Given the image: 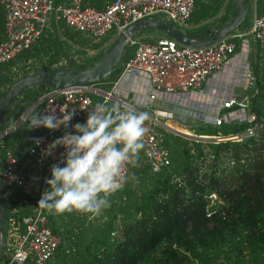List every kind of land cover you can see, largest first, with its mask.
I'll list each match as a JSON object with an SVG mask.
<instances>
[{
	"label": "trees",
	"instance_id": "obj_1",
	"mask_svg": "<svg viewBox=\"0 0 264 264\" xmlns=\"http://www.w3.org/2000/svg\"><path fill=\"white\" fill-rule=\"evenodd\" d=\"M105 1L81 3L100 7ZM1 34L0 20V38ZM51 44L45 30L17 59L27 60ZM132 50V46L124 48L123 61ZM15 62L0 64V83L5 78L2 71ZM253 64L257 79L246 98V109L254 114L251 121L197 122L190 126L193 138L175 132L164 135L169 163L158 172L142 168L129 174L124 187L108 197L110 206L95 222L84 223L82 217L66 212L59 216L57 228L48 213V225L59 235V243L44 264H219L221 260L243 264L263 260L264 53H255ZM45 89L44 85L27 88L15 105L35 102ZM2 116L3 123H9L16 112L8 107ZM248 126L253 133L239 139L213 137L241 133ZM20 133L23 138L27 130L20 129ZM210 191L221 202L206 215L205 194Z\"/></svg>",
	"mask_w": 264,
	"mask_h": 264
},
{
	"label": "built area",
	"instance_id": "obj_2",
	"mask_svg": "<svg viewBox=\"0 0 264 264\" xmlns=\"http://www.w3.org/2000/svg\"><path fill=\"white\" fill-rule=\"evenodd\" d=\"M193 5L194 0H109L102 7L85 5L80 0H68L64 4H54L53 0H0L3 10L0 64L8 62L30 47L43 31L48 30L51 19H61L69 29L88 35L92 39H98L112 30L122 31L130 23L140 19L162 17L171 21L174 26L180 25L189 19ZM247 35L256 41L259 52L264 53V13L253 15L248 28L227 33L203 45L185 44L169 36L155 37L148 42L133 35L126 41V46H133L132 54L122 62L120 73L144 74L150 86L147 97L151 101L158 98L159 92L174 94L193 91L198 89L210 75L221 70L224 63L235 53L233 38H240V43L243 45ZM94 95L98 96L99 100H93ZM246 98L247 96H242L237 100L229 95L223 99L221 106L231 109L211 114L210 121L214 125H219L222 121H251L254 114L247 111ZM107 103L115 112L143 113L125 98L115 96L113 86L103 90L99 89L95 82H75L59 88L46 87L34 103V114L37 112L46 115L54 112L59 117L63 115L62 111L66 110L74 111L75 115L69 122L68 128L62 125L56 130L42 126L33 129L26 154L44 162L42 173L40 175L27 173L13 150L3 149L0 168L1 185H26L31 181L39 183L36 186L38 192L36 206L30 213L19 216L18 221L22 229L10 249L9 256L2 264H44L53 255L59 243V236L47 225L45 212L38 201L45 190V180L51 172L50 166L61 160V154L65 149L63 146H58L50 155H44L43 150L65 132L73 133L74 129L71 126L77 122L84 123L92 108ZM151 109L155 114L162 116L161 112L167 111L154 105H151ZM26 117V113H21L15 122L0 130V136L15 129L18 123L25 121ZM153 124L154 120L147 116L144 122L146 132L142 138L143 148L140 152L148 170L158 172L169 163V151L165 144V136L155 130ZM44 130L48 132L45 133ZM253 131V127L248 126L241 133L213 137L239 139L252 134ZM40 137L43 138L41 142L35 143V138ZM127 170L128 165L125 166L126 174ZM205 196L206 215H209L221 200L214 191L206 193ZM243 264H264V259L247 260Z\"/></svg>",
	"mask_w": 264,
	"mask_h": 264
},
{
	"label": "crops",
	"instance_id": "obj_3",
	"mask_svg": "<svg viewBox=\"0 0 264 264\" xmlns=\"http://www.w3.org/2000/svg\"><path fill=\"white\" fill-rule=\"evenodd\" d=\"M108 1L109 0L102 3L100 7H102ZM195 1H196V4H195ZM53 2H54V4H64V3H67L68 0H53ZM253 2H254V7H252L249 22L245 21V19H244V22L246 23V28H248L250 26L253 15L264 13V0H262L260 2L253 0ZM246 3L248 4V10H247V13H248V11L250 10L249 6L251 4V1L246 0ZM85 5H88V4H85ZM203 6H205L207 9H204ZM232 8H233L232 0H194L193 10H192L191 14L194 13L195 18H193V16L191 17V14H190L189 19L187 21H185L184 23H186V25H187V22L190 21L192 23L195 31L199 30V25L203 24V22L206 24L202 25V29L205 26L206 27H217L219 23H221L223 20H225L230 15V11L232 10ZM247 13H246V16H247ZM246 16H245V18H246ZM0 20H1V27H2V34H1V38H2V36H3V10L1 8V6H0ZM61 22H62V20H60L58 18L56 20H53V19L50 20V25H49V28L47 30V32H48V34L52 40V44L50 45V48L52 47L53 44L58 43V41H57L58 39L56 40V38L54 37V35L57 31L62 32V33H60V35H61V37L59 39L60 42L62 39H64V41H66L67 43L70 40V41L75 43V46L77 44H81V46L84 47L85 44H87L86 47L88 48L90 46V49H94V48L97 49L101 46L100 40L102 37L98 38V39H92L88 35H85L81 32L69 29L67 26L64 25L63 22L62 23ZM180 25H175V26L177 28H179L181 31H183L184 33L191 35L195 40H199L203 36H205L204 31H203L204 34H198V33L197 34H191L187 31H185L184 28H182ZM62 28H64L65 31H68L70 33V35L67 36L64 33V30ZM242 29H244V28L238 27L231 32H239ZM76 32H78V33H76ZM110 32L112 33V35L111 36L107 35L109 38L110 37L113 38L114 35L116 36L118 34V32H116L114 30H112ZM146 32H147L146 35L141 36V35L135 34V36L140 37V38H142L148 42L153 40L155 37L162 36V35H160L162 33V31H160L156 28H153L150 31H146ZM195 35H197V36H195ZM163 36H168V35H166L164 33ZM103 37H105V35ZM237 39H238V47H236V48L234 47L235 53L224 63L223 68L221 70L215 72L214 74L210 75L206 79V81L198 89L193 90V91H186V92L174 93V94L173 93L159 92L157 94L158 98H155L154 100L151 101L147 97V93L150 91V86H149L148 81L146 79V76L144 74H142V73H134V74L120 73V71L116 74H113V76L109 75V76H107L101 80H98L95 84L99 89H103V90H108V89H110L111 86H113V93L115 96L125 98L136 109H139L140 111L145 113L148 117H151L154 120V124H155V121L157 120L156 118L158 116H161V115L155 114L151 109V105L152 106L154 105L155 107L163 108L166 110L168 109V111L170 109L171 113H173L176 111V108L182 109L184 107H189L190 105H195V104L199 105L201 102L207 101L208 98H213V95H215L216 93H218V95H220L221 93H223V91H225L224 93H226L227 95L221 96L222 98L219 97V99H217L215 102L216 105L214 106V108L216 107L217 111H225V110L229 111L231 108H229V107L225 108V107L221 106L222 105L221 100L225 99L229 95H234L237 98H240L242 96H247L249 94V92H251L253 90L254 81H253L252 88L248 87V89H247V87H246V76L248 75V72H250L252 75L250 64H251V61H253V59H254L255 53L261 54V52H259V49L257 47L256 41L254 39H252V37H250V35H248L246 37L245 43L243 45H241L242 44V43H240L241 39L238 37L233 38L234 43H235V40L237 42ZM58 44L61 45V43H58ZM62 47H63V45H62ZM86 47H85V49H86ZM63 50H64V48H63ZM48 51H49V49L45 50V51H41L38 54H40L42 52H48ZM123 52H124V50H123ZM38 54H36V55H38ZM36 55L29 57L27 60H18L17 59L18 55H17L14 58L16 62L13 65L16 66V65L26 64L30 58H32ZM122 55H123V53H122ZM93 58H91V59H93ZM67 61L69 62L68 64L60 65V66L54 65L53 63L48 65V66L38 65L35 68H30V70H27V71L23 72L22 74L32 72L39 67H43L45 69H51V68H55V67H66L72 63H74L76 65L78 64V63H75V61H73V59H71V57L69 58V56L67 58ZM122 62H123V59L121 56V65H122ZM121 65H120V67H121ZM6 69L2 71V74L4 75V77L7 76V73L5 72ZM22 74H18V73L15 74L14 77L12 78V80L21 76ZM5 83L8 84V82H6V81L3 83H0V84H5ZM35 86H37V85H33V86H30L27 88H35ZM26 89L24 91H26ZM24 91H22V93H20L14 101L10 102L9 107L15 108L14 109V112H16L15 118L12 121H10L9 123L4 124L3 123L4 122L3 121L4 115H3L2 118L0 119V130H2L5 127L4 125L8 126L12 122L16 121L18 116L21 113H26L27 119H30V117L32 115H34V112H35L34 103L35 102L28 104V105H25V106L23 104L15 105L17 103V101L22 97ZM92 99L97 101V100H99V97L94 95V96H92ZM148 104H149V106H148ZM22 106H23V108L20 111H18V108H20ZM106 106L109 108V103H107ZM143 107L147 108L148 111L144 112L142 110ZM29 108H31L30 111H29ZM211 112H206L207 114L204 113L205 114L204 120L203 119H195V120L190 121L186 117L184 119H180V117H182L180 115H177L174 120H172V119L171 120L174 122L177 121L179 124L186 125L187 127L186 126H184V127L189 129V131H192L190 126L197 123V122L213 124L209 119L210 115L212 114ZM28 116H29V118H28ZM179 120H182L183 122H179ZM27 121H29V120L18 123V125L15 129L9 130L7 133H4L3 135L0 136V168L2 165L3 149L4 148H11L13 150V152L15 153V155L17 156L19 163L23 166V168L25 169V171L27 173L34 174V175H40L44 169V162L37 161L34 158H32L26 154V147L30 144L31 138L33 135V131H34L33 129H28V122ZM25 122H27V123H25ZM183 123H186V124H183ZM154 124H153V127H154ZM20 129L27 130V135L23 138H21L22 134L20 133ZM44 132L47 133L48 131L46 132V130H44ZM186 133H188V132H186ZM138 156L142 158L141 152H139ZM142 160H143V158H142ZM62 166H63V164L61 165V167ZM128 166H129V164H128ZM145 168L148 170V168L146 166H145ZM49 178H51V172H49V174H48V179ZM38 183L39 182H37V181H31V182H28V184H26V185H12V184L2 185V188H3L2 192L4 195V204L3 205L5 208V215H4V217H5V219H4L5 250H4L3 256L1 257V264L9 256L10 249L12 248L13 244L16 242L17 235H18L19 231L22 229V225L18 221L19 216L30 213L34 209V207L36 206L37 196H38L36 186L38 185ZM47 187H48V185L45 184V189ZM43 210H44L46 218H47V214L49 213V211L47 209H44V208H43ZM24 212H26V213H24ZM71 214L75 217L76 216L81 217L83 215V214L77 213V212H72ZM59 216L60 215H53V214L50 215V222H52V224L55 225L57 228H60V222L61 221H60ZM47 225H48V218H47Z\"/></svg>",
	"mask_w": 264,
	"mask_h": 264
},
{
	"label": "clouds",
	"instance_id": "obj_4",
	"mask_svg": "<svg viewBox=\"0 0 264 264\" xmlns=\"http://www.w3.org/2000/svg\"><path fill=\"white\" fill-rule=\"evenodd\" d=\"M62 113L57 117L54 112H36L28 121V129L42 126L56 130L62 125L68 128L75 112ZM146 119L145 113L115 112L102 104L92 108L84 123L71 126L73 133L65 132L43 150L44 155H50L58 146L65 149L61 160L50 166L51 178L45 180L48 187L39 206L53 215L77 212L90 214L89 219L99 216L110 206L108 197L127 182L125 166L137 165ZM42 139L35 138V143Z\"/></svg>",
	"mask_w": 264,
	"mask_h": 264
},
{
	"label": "water",
	"instance_id": "obj_5",
	"mask_svg": "<svg viewBox=\"0 0 264 264\" xmlns=\"http://www.w3.org/2000/svg\"><path fill=\"white\" fill-rule=\"evenodd\" d=\"M232 3L233 8L230 11V15L219 23L217 27H206L204 29L205 36L199 40H195L191 35L181 31L168 19L162 17L140 19L130 23L122 31H119L111 45L99 57H94L88 66L74 68L72 65H68L66 67L51 69L39 67L32 72L24 73L10 81L2 91L0 90V119L1 113L6 111L10 102L14 101L27 87L44 85L46 87L59 88L75 82H96L109 76L121 65V56L127 39L135 35L142 27L156 28L178 42L191 45L211 43L238 27L246 29V23L244 22L248 10L246 0H232ZM250 65L252 78L255 82L257 76L253 68V61H251ZM199 137H208V135H199ZM2 190L3 188L0 184V260L5 250V208ZM218 263L225 264L222 260Z\"/></svg>",
	"mask_w": 264,
	"mask_h": 264
},
{
	"label": "rangeland",
	"instance_id": "obj_6",
	"mask_svg": "<svg viewBox=\"0 0 264 264\" xmlns=\"http://www.w3.org/2000/svg\"><path fill=\"white\" fill-rule=\"evenodd\" d=\"M250 1H251V4L249 6L250 10L248 11L247 16L245 18V21H247V22H249V20H250L251 10H252V7H254L253 0H250ZM203 24H206V23L203 22ZM203 24L199 25V30L200 31L199 30L195 31L194 27H193V25H192V23L190 21L187 22V25H186V23H183L180 26L182 28H184L185 31H187V32H189L191 34H197V33L198 34H204L203 31H204V28L206 26L202 29V25ZM151 29H153V28H151V27H142V28H140L137 31L136 34L137 35H141V36L142 35H146L147 34L146 31H150ZM60 33H62V32L61 31H57L55 33L54 37L56 38V40L58 39L57 41H58V43H61V45L58 44V43L53 44L48 52H42V53L30 58L27 61L28 64L26 63V64H23V65H16V66L12 65V66H9L6 69V71H5L7 73V76L4 78V82L6 81V82L9 83L10 81H12V78L14 77L15 74H17V73L18 74H22L23 72H25L27 70H30V68H35L38 65L48 66V65H50L52 63L54 65H59V66L60 65H66V64L69 63L67 61L68 56H69V58L71 57V59H73V61H75V63H78L77 65L74 64V63L70 64L74 68H82V67L88 66L90 61L92 60L91 58L99 57L111 45V43L114 41V39L116 37L114 35L113 38L112 37L109 38L108 36L112 35V33L109 32L107 34L108 36L105 35V37L101 38V40H100L101 41L100 42L101 46L99 48L90 49V46L88 48L86 47L87 44H85L84 47L81 46V44H77L75 46V43L70 41V40H69L68 43L66 41H64V39H62L61 42H60V40H59L60 37H61ZM76 33H78V32H76ZM160 35L163 36L164 33L162 32ZM195 36H197V35H195ZM62 45H63V47H62ZM85 47H86V49H85ZM63 48H64V50H63ZM112 76H113V74H112ZM250 76H252V75H251L250 72H248V75L246 76V87H247V89H248V87L252 88V85H253V78L250 77ZM6 85H7L6 83L5 84H0V90L2 91L5 88ZM224 92L225 91H223V93H221L220 95H218V93H216L215 95H213V98H208L207 101L201 102L199 105L198 104L190 105L189 107H184L182 109L181 108H176V111L173 112V113H171L170 109H169V111L167 109V111L161 112L163 114V116L160 114L161 116H158L156 118L157 120L155 121L154 128L157 131L161 132L163 135L169 134V132H175V133H178V134L180 133L183 136L185 135V137H187V138H190V137L193 138L194 137L193 132L189 131V129L185 128L184 126H186V125L179 124L177 121L174 122L172 120H174L177 115H180V116L183 117L182 118V117L179 116L180 119H184L186 117L190 121L195 120V119H203L204 120V115H205L204 113L212 111L211 113L214 114V113L217 112L216 107L214 108V106L216 105L215 102H216L217 99H219V97L227 95ZM232 96H234V95H232ZM235 98L237 100L239 99L237 97H235ZM221 103H223V100H221ZM22 108H23V106L18 108V111H20ZM142 110L144 112L148 111L147 108H144V107L142 108ZM179 122H183V121L179 120ZM183 124H186V123H183ZM8 126H5L4 128H7ZM186 132H188V133H186ZM142 168H145L144 161L142 160L141 157L138 156L137 165L136 166H133V165L129 164L127 175L129 176V174L134 173L136 171V169L139 170V169H142ZM134 184H135V187H136V185H137L136 184V180H134ZM89 215L90 214H83L81 216L83 218V220H84L83 221L84 223H87V222L88 223H92V222H95L96 220L101 219V217H98V216H96V217H94L92 219H89ZM0 264H1V260H0Z\"/></svg>",
	"mask_w": 264,
	"mask_h": 264
},
{
	"label": "bare ground",
	"instance_id": "obj_7",
	"mask_svg": "<svg viewBox=\"0 0 264 264\" xmlns=\"http://www.w3.org/2000/svg\"><path fill=\"white\" fill-rule=\"evenodd\" d=\"M161 123V122H160ZM180 134V133H179ZM185 136V135H184ZM201 139V138H200ZM199 140V139H198Z\"/></svg>",
	"mask_w": 264,
	"mask_h": 264
}]
</instances>
